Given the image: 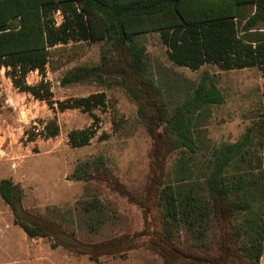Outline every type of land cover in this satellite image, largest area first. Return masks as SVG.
Returning a JSON list of instances; mask_svg holds the SVG:
<instances>
[{
  "label": "trees",
  "instance_id": "1",
  "mask_svg": "<svg viewBox=\"0 0 264 264\" xmlns=\"http://www.w3.org/2000/svg\"><path fill=\"white\" fill-rule=\"evenodd\" d=\"M62 21L57 23L55 15ZM157 33L169 60L199 70L205 64L220 71L258 68L263 78V106L240 140L223 143L204 155L202 139L207 111L225 103L216 75L182 84L183 101L172 106L174 94L156 79L145 39ZM100 43L101 61L79 66L64 75L62 87L96 84L121 88L138 106L137 113L152 140L150 171L141 195H134L102 166L100 181L143 210L145 228L100 242H83L61 223L35 218L21 205L19 187L0 184V196L15 224L29 238L48 237L62 247L97 262L121 257L147 245L165 264H261L264 251V0H0V69L13 86L53 105L44 80L27 84L30 72L45 77L47 67L68 59L81 44ZM70 47V48H68ZM178 83L174 80V84ZM57 110L115 109L105 92L57 102ZM96 117V116H94ZM97 121L98 118H96ZM60 127L46 123L40 132L55 138ZM93 129L68 134L71 147L90 143ZM176 157L173 171L167 161ZM78 173V169L76 170ZM86 175V174H85ZM87 175L85 181H90ZM152 207L159 228L152 226ZM89 230L106 223L105 208L96 197L78 202ZM184 237V238H183Z\"/></svg>",
  "mask_w": 264,
  "mask_h": 264
},
{
  "label": "rangeland",
  "instance_id": "2",
  "mask_svg": "<svg viewBox=\"0 0 264 264\" xmlns=\"http://www.w3.org/2000/svg\"><path fill=\"white\" fill-rule=\"evenodd\" d=\"M55 20L61 23L60 13L55 15ZM145 45L156 79L171 86L172 106L186 96L187 88L182 84L187 83L189 87L205 71L216 75L225 103L206 113L201 139L208 147L204 155L223 143L240 140L263 106V78L259 69L220 71L215 65L205 64L194 71L169 60L167 47L157 33L147 35ZM100 48V43L81 44L69 50L68 59L57 61V68L47 67L45 77L37 71L28 74V85L35 86L44 79L50 85L53 105L15 88L6 70L0 69V184L12 181L21 191L25 211L37 219L63 221L68 232L87 243L132 236L144 230L143 210L100 181L103 168L99 160L112 178L130 193L141 195L148 180L152 149V140L138 116L137 104L121 88L87 83L62 87L64 75L76 67L100 63ZM174 80L178 83L174 84ZM99 92H105L115 109L108 107L106 111L95 110L92 114L80 109L57 110V102ZM50 121L59 125V135L44 138L40 132ZM85 129L95 131L90 143L71 147L68 134ZM175 163L176 157L168 159L169 172ZM87 175L90 181H85ZM95 197L104 206L107 218L96 234L89 230V221L78 209L79 201ZM149 220L154 228H159L157 207H152ZM147 240L139 241V247L124 256L102 257L94 262L88 256L52 247L53 241L48 237L29 238L15 224L11 209L0 196V264H165L149 248Z\"/></svg>",
  "mask_w": 264,
  "mask_h": 264
},
{
  "label": "crops",
  "instance_id": "3",
  "mask_svg": "<svg viewBox=\"0 0 264 264\" xmlns=\"http://www.w3.org/2000/svg\"><path fill=\"white\" fill-rule=\"evenodd\" d=\"M264 263V251H263V255H262V258H261V264Z\"/></svg>",
  "mask_w": 264,
  "mask_h": 264
}]
</instances>
